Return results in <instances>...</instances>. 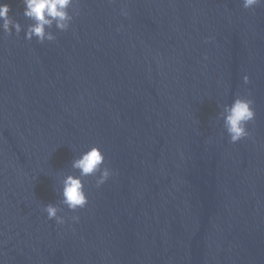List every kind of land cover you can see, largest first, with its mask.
Masks as SVG:
<instances>
[{"label":"water","instance_id":"water-1","mask_svg":"<svg viewBox=\"0 0 264 264\" xmlns=\"http://www.w3.org/2000/svg\"><path fill=\"white\" fill-rule=\"evenodd\" d=\"M0 2L22 26L0 29V264H264V4L74 0L40 43ZM238 95L256 115L232 143ZM93 146L112 175L69 210Z\"/></svg>","mask_w":264,"mask_h":264},{"label":"clouds","instance_id":"clouds-1","mask_svg":"<svg viewBox=\"0 0 264 264\" xmlns=\"http://www.w3.org/2000/svg\"><path fill=\"white\" fill-rule=\"evenodd\" d=\"M24 5L23 15L33 21L27 27L25 38L31 40L35 37L38 42L45 40L53 41L55 36L47 29L55 24L59 30H67L73 17L69 13V8L73 6L74 0H22ZM243 7L254 9L256 6L264 4V0H242ZM11 6L6 2H0V29L5 34H11L13 29L16 34L22 30L19 22L13 20L9 15ZM122 15H127L126 9H121ZM245 84L249 83L248 75L243 76ZM254 101L248 96H237L231 104L226 105L223 113V126L226 130L230 142L236 143L250 136L247 129L249 122L255 119ZM72 167L79 170V175H67L63 178L62 203L69 210L75 211L84 208L88 204V197L84 190L82 177L95 176L96 185L104 184L112 175L111 169L105 166V157L99 147L93 146L81 153L78 159L72 162ZM49 220H55L57 224H64L65 218L58 215L59 209L53 204L44 207ZM73 221H78V216L72 217Z\"/></svg>","mask_w":264,"mask_h":264}]
</instances>
